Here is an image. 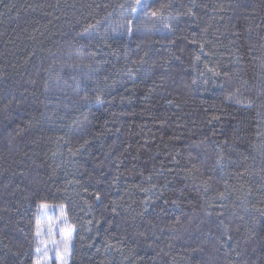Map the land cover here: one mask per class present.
<instances>
[{
    "label": "trees",
    "instance_id": "1",
    "mask_svg": "<svg viewBox=\"0 0 264 264\" xmlns=\"http://www.w3.org/2000/svg\"><path fill=\"white\" fill-rule=\"evenodd\" d=\"M42 203L70 264H264V0H0V264Z\"/></svg>",
    "mask_w": 264,
    "mask_h": 264
},
{
    "label": "rangeland",
    "instance_id": "2",
    "mask_svg": "<svg viewBox=\"0 0 264 264\" xmlns=\"http://www.w3.org/2000/svg\"><path fill=\"white\" fill-rule=\"evenodd\" d=\"M37 226L41 233L40 236L36 235L37 248L40 251H36L37 255L33 264H37V262L39 264H61V261L56 259L57 255H60L62 260H66V264H70L75 231L69 225L64 208H41ZM66 238L69 244L67 255L64 253Z\"/></svg>",
    "mask_w": 264,
    "mask_h": 264
},
{
    "label": "snow or ice",
    "instance_id": "3",
    "mask_svg": "<svg viewBox=\"0 0 264 264\" xmlns=\"http://www.w3.org/2000/svg\"><path fill=\"white\" fill-rule=\"evenodd\" d=\"M137 3L139 4V0H137ZM132 11H133V12H136L137 9H136V8H133ZM152 15H153V16H156V13L153 12ZM169 27H170V25H169ZM197 59H199V57H197ZM225 75H227V74L225 73ZM229 98H231V97H229ZM97 99H98V102H99V98H97ZM97 199H99V196H97ZM39 207H41V208H43V209H47V208H48V205H47L46 203H42ZM50 232H51V230H50ZM40 234H41V233H40V230H39V226H37V232H36V235H37V236H40ZM68 235L70 236V233H68ZM53 243H55V241H53ZM36 251L39 252L40 249L37 248ZM64 253H65V255H67V254L69 253V244H68V242H67V238H66V242H65V246H64ZM56 259H57L58 261H61V264H66V260H62L61 257H60V255H57V258H56ZM37 264H39V262H37Z\"/></svg>",
    "mask_w": 264,
    "mask_h": 264
}]
</instances>
